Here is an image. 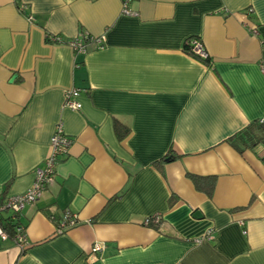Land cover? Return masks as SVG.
Instances as JSON below:
<instances>
[{
    "label": "crops",
    "instance_id": "1",
    "mask_svg": "<svg viewBox=\"0 0 264 264\" xmlns=\"http://www.w3.org/2000/svg\"><path fill=\"white\" fill-rule=\"evenodd\" d=\"M126 6L0 0V203L32 186L57 125L71 139L40 197L0 211L25 238L0 236V264H264V0Z\"/></svg>",
    "mask_w": 264,
    "mask_h": 264
},
{
    "label": "built area",
    "instance_id": "2",
    "mask_svg": "<svg viewBox=\"0 0 264 264\" xmlns=\"http://www.w3.org/2000/svg\"><path fill=\"white\" fill-rule=\"evenodd\" d=\"M127 2L128 0H124V12L130 14L131 11L126 6ZM52 39L59 40V37H52ZM99 40L101 41V39ZM189 42L196 54H198L202 58L209 57L208 52L204 49L203 44L200 40H198L197 38H193L189 40ZM67 43L77 52L86 51L85 43L81 39H71ZM79 94L80 90L77 88H73L72 90L66 92L64 98V106L73 110L79 109L81 107V103L76 99ZM70 144L71 139L64 133L62 124L57 125L55 132L50 137L49 154L44 159L43 164L35 168L34 183L25 192L7 197L2 204L0 203V211H9L11 212V215H13L12 217H15L16 215H18L24 205L35 202L40 197L45 186L52 180L58 157L67 152ZM65 220H67L70 224H73L75 222L74 218H66ZM16 232V238L19 242V246L24 247L25 238L23 235V230L20 226L16 227ZM0 236L3 238L6 237V233L2 228H0ZM101 248L102 246L100 243H94L91 250L92 252H95L101 250Z\"/></svg>",
    "mask_w": 264,
    "mask_h": 264
},
{
    "label": "trees",
    "instance_id": "3",
    "mask_svg": "<svg viewBox=\"0 0 264 264\" xmlns=\"http://www.w3.org/2000/svg\"><path fill=\"white\" fill-rule=\"evenodd\" d=\"M185 50L187 52H189L191 55H193L194 57H196L197 59H199V60H201V61H203V62H205L207 64H210V58H202L201 56H199L198 54H196L194 52V50L192 49V45L190 44L189 40L186 41ZM118 123H117V133H118L120 139H122L126 135L127 130H125L122 133L120 131V129H118V128H120V127L123 128L125 126L123 124H121V123H119V124ZM187 174H188L189 178L192 180V182L195 184L197 189L204 191L208 195H210L212 193L213 181H214L213 178L208 177V176L207 177H201V176H197V175H194V174H191V173H187ZM201 181L203 182V185L200 183ZM0 225H1V228L3 229V231H5V233L7 234L8 237L13 238V239H15L17 241V238H16V234H17L16 227L20 225L19 223L14 222V219L11 218L10 216H8V217H5L3 219L0 218Z\"/></svg>",
    "mask_w": 264,
    "mask_h": 264
},
{
    "label": "water",
    "instance_id": "4",
    "mask_svg": "<svg viewBox=\"0 0 264 264\" xmlns=\"http://www.w3.org/2000/svg\"><path fill=\"white\" fill-rule=\"evenodd\" d=\"M198 214V213H197Z\"/></svg>",
    "mask_w": 264,
    "mask_h": 264
}]
</instances>
